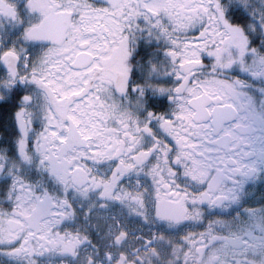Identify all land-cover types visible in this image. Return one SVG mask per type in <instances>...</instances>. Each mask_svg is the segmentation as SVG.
Segmentation results:
<instances>
[{
  "label": "snow or ice",
  "instance_id": "1",
  "mask_svg": "<svg viewBox=\"0 0 264 264\" xmlns=\"http://www.w3.org/2000/svg\"><path fill=\"white\" fill-rule=\"evenodd\" d=\"M0 264H264V0H0Z\"/></svg>",
  "mask_w": 264,
  "mask_h": 264
}]
</instances>
